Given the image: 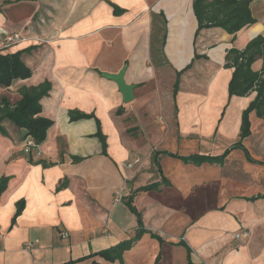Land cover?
Returning <instances> with one entry per match:
<instances>
[{
  "label": "crops",
  "instance_id": "obj_1",
  "mask_svg": "<svg viewBox=\"0 0 264 264\" xmlns=\"http://www.w3.org/2000/svg\"><path fill=\"white\" fill-rule=\"evenodd\" d=\"M193 2L0 0V55L20 53L32 70L0 86V104L52 86L38 149L0 122V264H264V119L251 113L235 147L257 92L230 98L225 61L264 36V0L236 34L198 31ZM124 68L128 104L103 76ZM122 244L115 259L100 255Z\"/></svg>",
  "mask_w": 264,
  "mask_h": 264
},
{
  "label": "trees",
  "instance_id": "obj_2",
  "mask_svg": "<svg viewBox=\"0 0 264 264\" xmlns=\"http://www.w3.org/2000/svg\"><path fill=\"white\" fill-rule=\"evenodd\" d=\"M253 0H194L193 10L198 20V31L207 28L220 27L229 34H236L245 27L256 23L251 10ZM263 61V68L254 71L253 64ZM226 66L232 68L233 75L229 82L228 93L230 98L245 97L252 92H257L256 98L243 112L240 131V141L235 147H241L242 141L252 134V124L250 114L255 112L258 118L264 119V36L259 35L252 39L243 50L231 48L227 50L225 57ZM32 76V70L21 60V54L0 55V86L10 87L14 81L26 80ZM52 86L45 82L37 87L23 88L20 90L22 100L15 106H11L8 101L0 106V122L3 118H8L17 127L24 130L25 138L32 139L35 148L46 140L47 131L52 125V121L42 117L41 99L49 95ZM91 115L79 114L71 116L72 120L79 118H91ZM99 126V121H98ZM0 130L2 128L0 127ZM98 135L101 137L100 129ZM227 154L222 157L193 156L186 161L194 163L222 161ZM8 177L0 179V199L8 188ZM23 203L18 204L13 223L20 215ZM132 210H134L132 208ZM155 236V235H154ZM127 245H121L113 250L101 252L100 255L106 259H115L113 255L123 251ZM97 264V263H93ZM189 264H192L189 262Z\"/></svg>",
  "mask_w": 264,
  "mask_h": 264
},
{
  "label": "water",
  "instance_id": "obj_3",
  "mask_svg": "<svg viewBox=\"0 0 264 264\" xmlns=\"http://www.w3.org/2000/svg\"><path fill=\"white\" fill-rule=\"evenodd\" d=\"M125 72L126 68L122 69L118 74L104 73L103 76L117 83L120 92L123 94L124 103L128 104L134 99L133 90L135 86L127 84L125 80Z\"/></svg>",
  "mask_w": 264,
  "mask_h": 264
},
{
  "label": "built area",
  "instance_id": "obj_4",
  "mask_svg": "<svg viewBox=\"0 0 264 264\" xmlns=\"http://www.w3.org/2000/svg\"><path fill=\"white\" fill-rule=\"evenodd\" d=\"M5 41H8V42H12L14 40H16L15 36H7L5 37L4 39ZM1 47V46H0ZM25 148H26V151H31L32 149L35 148V143L32 139H26L25 141Z\"/></svg>",
  "mask_w": 264,
  "mask_h": 264
},
{
  "label": "rangeland",
  "instance_id": "obj_5",
  "mask_svg": "<svg viewBox=\"0 0 264 264\" xmlns=\"http://www.w3.org/2000/svg\"><path fill=\"white\" fill-rule=\"evenodd\" d=\"M256 15H258V17H261V14H260V13H257V12H256Z\"/></svg>",
  "mask_w": 264,
  "mask_h": 264
}]
</instances>
